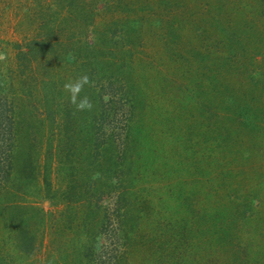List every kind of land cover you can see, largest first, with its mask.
Segmentation results:
<instances>
[{"label":"rangeland","instance_id":"rangeland-1","mask_svg":"<svg viewBox=\"0 0 264 264\" xmlns=\"http://www.w3.org/2000/svg\"><path fill=\"white\" fill-rule=\"evenodd\" d=\"M0 53V264H264V0H0Z\"/></svg>","mask_w":264,"mask_h":264},{"label":"clouds","instance_id":"clouds-1","mask_svg":"<svg viewBox=\"0 0 264 264\" xmlns=\"http://www.w3.org/2000/svg\"><path fill=\"white\" fill-rule=\"evenodd\" d=\"M5 59L4 55L0 53V60ZM92 81L87 74L79 76L75 81L67 82L63 85L64 90L69 94V102L76 107L79 111L92 110L93 103L88 96L80 97V93L83 91L85 85L91 86ZM108 97L105 96L104 100L107 101ZM99 176V173L95 174L93 178Z\"/></svg>","mask_w":264,"mask_h":264},{"label":"trees","instance_id":"trees-1","mask_svg":"<svg viewBox=\"0 0 264 264\" xmlns=\"http://www.w3.org/2000/svg\"><path fill=\"white\" fill-rule=\"evenodd\" d=\"M118 21V20H117ZM79 37H81V35L79 36ZM16 146H15V144H11V147L8 149V150H6V154H4V156H3V158H7V157H9L13 152L15 153V152H17L16 150ZM10 163V162H9ZM10 166V164H8V167ZM12 171H13V168H12ZM212 186H210V188H209V192H207L208 194H210V195H212L213 196V194H214V192H215V188H211ZM210 189H212V190H210ZM212 193V194H211ZM121 256V254L119 255V257ZM113 264V263H112Z\"/></svg>","mask_w":264,"mask_h":264}]
</instances>
